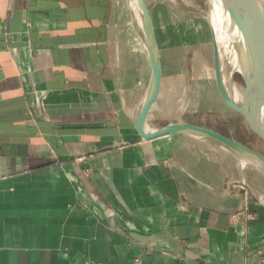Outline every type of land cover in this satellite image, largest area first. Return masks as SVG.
I'll list each match as a JSON object with an SVG mask.
<instances>
[{
    "label": "crops",
    "instance_id": "obj_1",
    "mask_svg": "<svg viewBox=\"0 0 264 264\" xmlns=\"http://www.w3.org/2000/svg\"><path fill=\"white\" fill-rule=\"evenodd\" d=\"M127 1L0 0V264H264V177L137 130L153 74ZM155 28L150 131L195 99L192 71L166 82Z\"/></svg>",
    "mask_w": 264,
    "mask_h": 264
},
{
    "label": "rangeland",
    "instance_id": "obj_2",
    "mask_svg": "<svg viewBox=\"0 0 264 264\" xmlns=\"http://www.w3.org/2000/svg\"><path fill=\"white\" fill-rule=\"evenodd\" d=\"M209 1L177 0V4H174L165 0H146L149 7L156 5L152 15L155 33V25L160 30L164 29L161 30L160 34L163 42L168 43L167 49L164 50V54L167 56L166 61V57L164 58L166 82L168 80L167 76L174 80L180 75L182 81L177 83L182 84L185 71L190 73L192 71V87L195 99L192 100L191 106L187 108L188 112L184 117V121L193 125L198 124L208 127L264 155V143L260 136L249 125L248 121L227 106L221 97L214 63L212 28L206 20L210 5L208 4ZM157 48L160 56L159 43ZM240 50L243 54L246 53L245 44L240 45ZM239 60L240 58H237L236 61ZM221 69L223 70L222 66ZM230 72V77L238 85L244 86L243 79L238 73L242 72L241 69L233 67ZM220 82L225 95L232 98L236 104L241 106L247 104V96L239 88L230 82L228 83V80L226 81L221 75ZM181 102L177 107L174 105L175 101L172 103V107L177 108L178 112L181 111L187 100L184 98L181 99ZM222 105L224 106L223 110L220 109ZM172 107L170 100V108ZM251 168L256 170L252 166ZM257 174L262 176L259 172Z\"/></svg>",
    "mask_w": 264,
    "mask_h": 264
},
{
    "label": "water",
    "instance_id": "obj_3",
    "mask_svg": "<svg viewBox=\"0 0 264 264\" xmlns=\"http://www.w3.org/2000/svg\"><path fill=\"white\" fill-rule=\"evenodd\" d=\"M228 9L235 25L242 33L246 46L244 54L246 72H238L244 82L247 94V104L238 105L232 98L223 92L220 82L221 58L219 46L214 36V63L220 88V94L227 106L235 113L248 121L249 125L257 132L264 143V12L256 5L254 0H222ZM143 14L144 28L146 30L147 52L152 66V86L148 96L139 108L136 116L135 126L145 140H153L166 136H188L198 135L211 139L214 144L225 150L249 159L254 167L264 177V155L258 153L243 143L226 137L214 130L193 125L184 121L171 123L160 130H148L146 126V114L152 104L158 98L161 91L162 71L160 56L156 44L153 26V7H149L146 0H140ZM251 194L257 195L255 191L244 181L241 182ZM198 264V263H197Z\"/></svg>",
    "mask_w": 264,
    "mask_h": 264
},
{
    "label": "bare ground",
    "instance_id": "obj_4",
    "mask_svg": "<svg viewBox=\"0 0 264 264\" xmlns=\"http://www.w3.org/2000/svg\"><path fill=\"white\" fill-rule=\"evenodd\" d=\"M128 1H129L128 5H130V9L133 14L132 24L134 25L136 31L139 32V34L141 35L144 41L145 47L147 49L146 41H145L146 30L144 28L143 14L141 10V2L140 0H128ZM165 1L177 4V0H165ZM254 2H256V5L264 12V0H254ZM208 4L210 5H209L208 15L206 16V20L211 25V28H212L211 35H213V32H214L215 39L219 46V52H220L219 54H220V58L222 61L220 68L221 66L223 67V70L221 69L219 71L220 75L223 78H225L226 81L228 80V83L230 82L235 87L239 88L242 91V93L245 94V96H247L245 85L244 86L238 85L235 82V80H233L230 77V73H231L230 71L233 67H239L242 72L244 71L246 72L247 66L245 67L244 54L240 50V45L245 44L244 37L242 33L240 32V30L238 29V27L235 25L232 17L230 16L228 9L226 8L225 3L222 0H210ZM155 8H156V5H154L153 7V12ZM154 34L156 38L155 30H154ZM213 39H214V36H213ZM156 44L158 45L157 38H156ZM237 58H240V60L236 61ZM221 73H224L226 75L221 74ZM188 136L193 137V138L202 139L204 141H208L214 144V142L211 139H207L205 137H200L198 135H193V134H188ZM197 142H199V140H197ZM234 156H236L235 158L238 159V163H239V167L241 171H243V169L246 168L247 165H254L252 161L249 159L243 158L236 154H234ZM244 174L245 173L242 172L243 176ZM258 196L262 200H264L260 195Z\"/></svg>",
    "mask_w": 264,
    "mask_h": 264
}]
</instances>
